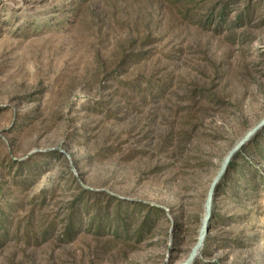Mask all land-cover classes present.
Masks as SVG:
<instances>
[{
  "label": "rangeland",
  "instance_id": "374dc122",
  "mask_svg": "<svg viewBox=\"0 0 264 264\" xmlns=\"http://www.w3.org/2000/svg\"><path fill=\"white\" fill-rule=\"evenodd\" d=\"M263 118L264 0H0V264L184 262ZM235 162L195 264H264V129ZM136 201L141 240L88 231Z\"/></svg>",
  "mask_w": 264,
  "mask_h": 264
},
{
  "label": "trees",
  "instance_id": "16d2710c",
  "mask_svg": "<svg viewBox=\"0 0 264 264\" xmlns=\"http://www.w3.org/2000/svg\"><path fill=\"white\" fill-rule=\"evenodd\" d=\"M246 149V146L239 152V154L242 153ZM237 157H235L236 159ZM235 159L231 162L230 169L234 168L236 166ZM10 161H14L10 158ZM26 163V162H25ZM14 181V180H12ZM133 205H135L136 209L142 208V213H144V216L140 218V220H136L138 222L136 226L132 228V225L135 223L133 221L134 219L130 215L131 212L127 210H118V215L112 219L110 224H107L104 222L103 215L101 214V211L95 212L93 217L90 220V228L89 232L95 235H101L104 231V229H109L110 233L113 234L114 237L117 239H120L121 242L125 240H133L135 238H138L141 240L143 236H146L148 231L157 228V216L159 217L160 212H163V209L160 207H157L155 205L151 204H145L143 202H133ZM121 207V204H120ZM120 207L118 209H120ZM6 214H3L0 212V244L3 243V240L9 233V229L4 226V221L7 220L8 217L5 216ZM74 212H71V218L69 220L68 225V232L66 234H69L70 237L74 238V236L77 235L81 231V228L77 226V223L79 220L74 219ZM169 222H172V229H171V238L176 234L178 231V226L180 225L178 220L175 218V220H171L168 218ZM49 229H46L44 231V235L48 233ZM151 232V231H150ZM27 237H31L30 234H26ZM113 241V240H112ZM196 262V261H195ZM194 262V264H195Z\"/></svg>",
  "mask_w": 264,
  "mask_h": 264
},
{
  "label": "water",
  "instance_id": "95a60500",
  "mask_svg": "<svg viewBox=\"0 0 264 264\" xmlns=\"http://www.w3.org/2000/svg\"><path fill=\"white\" fill-rule=\"evenodd\" d=\"M264 129V118L256 124L253 128H251L227 153L225 159L218 171L215 175L207 194V200L205 205V214L202 219V224L200 227V233L198 240L195 246L192 248L188 258L180 263V264H193L204 246L206 241L209 228H210V221L212 218L213 213V202L216 195V191L220 186L222 180L224 179L225 175L227 174L228 170L230 169L231 162L239 155V152L261 131Z\"/></svg>",
  "mask_w": 264,
  "mask_h": 264
}]
</instances>
